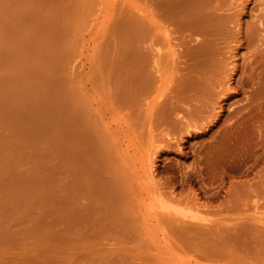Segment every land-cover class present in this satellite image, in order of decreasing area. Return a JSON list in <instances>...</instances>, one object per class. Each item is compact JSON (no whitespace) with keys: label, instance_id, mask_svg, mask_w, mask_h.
Returning a JSON list of instances; mask_svg holds the SVG:
<instances>
[{"label":"rangeland","instance_id":"1","mask_svg":"<svg viewBox=\"0 0 264 264\" xmlns=\"http://www.w3.org/2000/svg\"><path fill=\"white\" fill-rule=\"evenodd\" d=\"M153 9L150 0H0V264H254L263 254L253 229L264 232V99L253 100V84L224 102L220 90L264 73V0H250L242 19L253 40L222 44L217 81L178 103L170 135L160 117L184 90L186 48L174 38L173 63L165 39H134L144 23L150 37ZM141 52L153 80L143 95Z\"/></svg>","mask_w":264,"mask_h":264},{"label":"bare ground","instance_id":"2","mask_svg":"<svg viewBox=\"0 0 264 264\" xmlns=\"http://www.w3.org/2000/svg\"><path fill=\"white\" fill-rule=\"evenodd\" d=\"M237 1L238 0H150L151 4L154 5V9L151 11V15H152L153 19L157 18V20H154L155 21L154 22L155 25L153 27L149 28L150 32H151V35H150L149 38L147 37V35H146L147 33L144 30V27H145V23H144L143 24V28L142 29L140 28L139 34H137V36L134 39H136L137 42L140 43V45L141 44H146V42L149 43V41H150V43L154 44V42L156 43V41L158 39H159V43H160L161 39H165L167 41L166 47L168 48L169 55L171 54L173 56V58H174L172 60L173 63L176 62V57H177V54L175 53L176 52L175 48L177 47V44L173 42L175 40L174 38H176L177 39L176 41H178L179 43H184L185 44V48H186L185 52L183 53V57L185 58L186 63H187V69H186V73L184 75L185 78H186V83H185V86L183 88L184 90H178V89H177V91L174 90L175 95L173 97H171L170 99L166 100L165 103L163 104V107L166 108L167 105H169L168 104L169 102L173 103L174 106L171 107V108L165 109L162 112V114H161L162 116L160 115L161 116L160 119H162L160 121H162V123H166L167 126L169 127V131H168L167 134L170 135V133H177V130H178L177 126L175 125V123L173 124L172 123V119L169 120V118H170V115L172 114L173 110L177 109L178 103L181 102V101L185 102V101H189V100H193V99H200L199 98V94H205L207 91H209L207 83H212L214 85L215 82L217 81L218 76L214 75L213 72L215 70H218L219 68H222V66H223L222 65V61L219 60V53H220V48H221L222 44L228 45V44L231 43V41H236V42L239 43L238 46H244L245 43L251 42L253 40V36H254L255 30H253V29L249 30L247 27L245 28V25L242 23V19L248 14V8H249L250 0H240L239 2H237ZM163 24H167L166 28L164 27ZM230 24H233L232 25L233 27H231ZM117 25H118L119 28H123V26L121 27V26H119V24H117ZM238 25H239V29L235 30L234 28L236 26H238ZM111 26L114 29V27H113L114 24L111 25ZM147 27H148V25H147ZM162 27H164V31H163L164 38H162V33H161V28ZM169 28H171V29H169ZM113 29H111V30H113ZM158 29L160 31H158ZM123 30H124V28H123ZM114 31L115 32L116 31H121V29L120 30L119 29H114ZM142 31L144 33H146V34L143 35ZM124 32H121V35ZM111 34L115 35L116 33L112 32ZM124 34H126V33H124ZM117 35L121 36L119 34H117ZM110 36L111 35L109 34L108 39H109ZM122 36H124V35H122ZM120 39H119V41H120ZM112 41L116 42L115 40H111L110 42H112ZM161 41L163 42V40H161ZM192 41H194L195 44H192ZM150 45L152 46V44H150ZM154 45H158V44H154ZM158 49L154 50V51H156L155 52L156 55H157L156 58H158V59H155V61H156L155 64H157V61L158 60L160 61V59H161V57H159L161 55V52H160V49L159 50ZM157 51H159V52H157ZM140 55L141 56L143 55L142 52H141ZM140 55H139V58H140ZM144 56L145 55H143L141 57L139 64H138L139 58H138V60H136L138 62L134 63V64H138L136 66H138L139 69L141 70L140 71L138 69V71L141 72V73L138 72V75L141 74V75H139L140 76L139 79H137V77H136V80H137L136 82L139 83V84L137 85V83H136V85H135V81H132V83L136 87L138 86V88H139V89L137 88L139 90L138 93H140L142 95L148 89H150L149 87H151L152 84H153V80L150 81V79H148L147 77H146L147 80H145V78H143V76H142V74H144V73H145V75L147 74V69H145L146 65H147V62H145V61H147V58H145L146 56L145 57ZM109 60H111V58ZM132 61H131V63H128L130 61L126 62V58H125L124 62H125V64L128 63L129 65L132 66V65H134V64H132ZM159 61H158L157 65L160 64ZM167 61H166V64H167ZM115 62H117V61H115ZM115 62H114V65H115ZM133 62H135V61H133ZM111 63H112L111 65H113V62H111ZM119 63L120 62H118V64H116L115 66L113 65L112 71L115 70L114 69L115 67H118ZM145 63H146V65H145ZM106 65H108V63ZM120 65H121V63H120ZM167 66H164V67H167ZM108 67L109 66H107L106 67L107 69H105V71H106V73H104L105 77L110 75V74L114 75V73H115V72L113 73V72L110 71L111 70L110 69L111 66L109 68ZM107 70H109L111 73L108 72ZM168 70L169 69H167V72H168ZM239 70H240V67L235 65L233 73L234 72L237 73V72H239ZM158 71H159V69H158ZM226 71H227V74H226L227 77L226 78H228L230 76L231 71H229V69H226ZM107 72H108V74H107ZM145 75H144V77H145ZM209 76H212V78H209ZM109 78L107 79L108 81L106 79H104L105 80L104 83H105V86H106L105 88L108 89L109 86H111V85L114 86L113 84H115L114 87H116L117 84L120 85L118 80H116V82L118 81L116 83V82H113L114 79L112 80V78H110L111 79L110 82L112 81L113 84L111 82L110 83L111 85H110L109 84ZM148 80L150 82L149 84H147ZM106 82H108V83H106ZM127 82L129 83V81H127ZM124 83L125 82H123V85H121V86H127L126 91H128L129 90L128 89V83L127 84L125 83L126 85ZM133 84L130 86L131 88H132V86H134ZM239 84L240 85L237 86V87H232L231 83H230L229 87L228 86L225 87L222 84L223 88H221V90H220V92H223V95H224L222 102H224V100H226V99H229L231 96L239 93L240 91L246 89L248 86H250L252 84L260 88L259 89V93L255 92L256 94H254L253 100H255V99H264V73L263 72H259L256 75L250 74V76L244 77L242 82H239ZM121 86L120 87L118 86V91H120V92L124 90V88L123 87L121 88ZM114 87H112V88L114 90H116L117 88L115 89ZM112 88L111 87L109 88L110 91L113 90ZM109 89L107 90L108 92H109ZM185 89H188L190 92H193V93H189ZM118 91H116L117 94H119ZM257 91H258V89H257ZM124 92H125V90L122 93H124ZM105 93H106V91H105ZM105 93H104V95L107 94V93L106 94ZM110 94L111 93L107 94L108 96L112 95L110 98H115V96L117 98L118 97L121 98V96H122V95L117 96L115 94L114 95L113 94L110 95ZM163 96H164V94L160 93L157 96V98H162ZM105 99H107V98H105ZM121 102L122 101H120V103H119L120 105L117 103L118 106L116 105V103L115 104L113 103V106L116 105V108L114 107L116 109V110L114 109L115 111H117L118 110L117 107L119 108L121 106V104L123 103V102L122 103ZM154 102H155V100L153 99L152 103L154 104ZM222 102H221V104H222ZM109 103L111 104V102H109ZM153 104H151V105L154 106ZM122 107H123V104H122ZM110 108H112V107H110ZM150 108L153 109V107H151V106H150ZM221 108H222L221 111H223L224 107L222 105H221ZM43 112L46 113V110H44ZM196 113H197L196 110H193L191 112L190 115L192 116V118H196V116H197ZM40 115L43 116L44 114L43 115L40 114ZM191 116H190L189 120L192 119ZM242 117L245 119V115L242 116ZM239 120H240V122H239ZM239 120H238V122L236 121L237 125H236V123H234L235 125L233 124L231 126V128L229 127L230 130H232V129L236 130L235 128H238L236 126H238V125L240 126L241 121H244V120H242L241 117L239 118ZM150 122H152V119H150ZM233 126H235V128H233ZM185 130H187L189 135L192 132V131L189 130V126H188V129L185 128ZM230 130H228V131H230ZM202 131H204V130H201L200 133ZM259 201L260 200H258V202ZM195 204H197V203H195ZM255 204H257L256 207H258V206L260 207V205L258 203H255ZM263 204L261 202V205H263ZM164 205H165V209L167 207L169 208V206H168L169 204H167V207H166V204H164ZM171 208H169V211L166 210V212L168 211L167 213H169V214H170V212L172 213V211L170 210ZM172 209L174 211L176 210V212H178L176 208L174 209V207H173ZM163 210H164V208H163ZM186 215H187V217L192 215L196 219L199 218V221L202 219V216H201V219H200V216L197 217L198 214H197V216H195L196 213L195 214L194 213H190V215H188V214H186ZM186 215L184 214L183 216L185 218H187ZM255 216L259 217V215H255ZM258 217H257V219L260 221L261 219H259L260 217L259 218ZM159 218H160V216H159ZM159 218L157 219V221L159 220L161 222V220ZM185 218H183V219L180 218V219H182V223L185 222L182 225H184V224L186 225V224H188L190 222L189 219H187V221H189L187 223ZM168 219H170V221H172V222H170L169 220L166 219V222H168V223L169 222L170 223H174V222L181 223L180 221H178L179 218H178V220H177V218H175V219L174 218H168ZM171 219H174L175 221L171 220ZM196 219H192V220L194 221ZM254 219H251V220L253 221ZM202 221H203V219H202ZM252 221L249 222V225L247 226L248 229H249L250 223H252ZM254 221H253V223H254ZM190 224H191V227H194V229H196L197 225L194 224L192 226V222H190ZM251 225L253 226V224H251ZM255 226H257V227L253 226L254 227L253 230H254V232L256 231L255 233H257L258 236H259L260 233L263 232V228H262V230L261 229L259 230V226L257 224H255ZM191 227H190L189 230L188 229H184V230L185 231L188 230V231H190V233L192 232V234H193L194 231H195L194 234L198 233L196 230L191 229ZM199 227L200 226L197 227L198 231H199ZM261 227H263V226H261ZM250 229H251V227H250ZM184 230H181L179 234H181L182 231H183V233L185 235H187L188 231L185 233ZM191 230H194V231H191ZM200 230H202L201 227H200ZM190 233H188V234H190ZM263 233H261V236H259L260 238L262 236L264 237ZM258 236H254L255 240H256V237L258 238ZM263 237L261 239L258 238V241H260V244H259V242H257V244H254L256 242H254L255 240L253 238V245L254 246L256 245V247L259 245L257 248L261 249L262 244H264V243L261 242V240L263 241V239H264ZM263 248H264V245H263L262 249ZM238 250L239 249H237V250L234 249V251H238ZM259 251L261 253V250H259ZM239 252H241V254H239V255H242L241 258L244 257L242 259H245V257L247 255L246 254L244 255L243 251L239 250ZM239 252H236V253L238 254ZM262 253H261L262 255H260L259 257L262 256L264 258V251H262ZM208 254L209 253H207V256H208ZM210 256H212L214 258V255H210ZM212 257H210V258H212ZM259 257L257 258V260H255V256H254L253 258H251V261L253 259V260H255V262L252 261L254 264H260V263L264 264L263 258L261 257V259H260ZM246 258H249V257H246ZM218 259H219V261H223L222 263L225 262L224 259L222 260V258H218ZM258 259H260L261 261L260 260L258 261ZM219 261H217V263ZM248 261H250V260H248ZM256 261H258V263H256ZM262 261H263V263H262Z\"/></svg>","mask_w":264,"mask_h":264}]
</instances>
